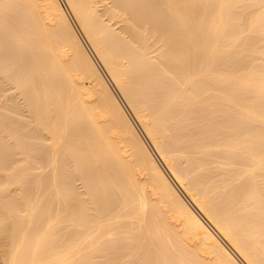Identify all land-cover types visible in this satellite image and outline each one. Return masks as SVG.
<instances>
[{
	"label": "bare ground",
	"instance_id": "bare-ground-1",
	"mask_svg": "<svg viewBox=\"0 0 264 264\" xmlns=\"http://www.w3.org/2000/svg\"><path fill=\"white\" fill-rule=\"evenodd\" d=\"M0 259L264 264V0H0Z\"/></svg>",
	"mask_w": 264,
	"mask_h": 264
},
{
	"label": "rangeland",
	"instance_id": "rangeland-1",
	"mask_svg": "<svg viewBox=\"0 0 264 264\" xmlns=\"http://www.w3.org/2000/svg\"><path fill=\"white\" fill-rule=\"evenodd\" d=\"M62 1H63V0H62ZM64 1H65V0H64ZM1 54H2V53H1ZM10 81H12V80L10 79ZM13 84H14L13 82L11 83V82H9V80L7 81V85H8L7 87L10 88L11 91H13V92H12L13 94L15 93L16 98L20 101V103H22L21 105L24 106V108H27V107H26V104H27L26 102H27V101H25L26 98H25V99L23 98L22 93H21V94L19 93L20 91L18 92V91L15 90L16 88H14V85H13ZM26 110H28V109H26ZM27 114H28V112H27ZM77 183H78V184H77L78 187H79L80 190L82 191V188H83V187H81L82 183L80 182V180L77 181ZM82 186H83V185H82ZM0 262H2L1 259H0Z\"/></svg>",
	"mask_w": 264,
	"mask_h": 264
}]
</instances>
